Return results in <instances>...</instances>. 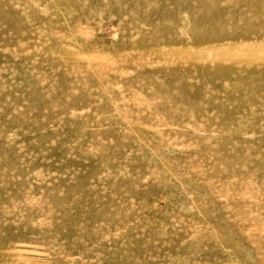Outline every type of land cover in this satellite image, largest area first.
<instances>
[{
	"label": "rangeland",
	"instance_id": "obj_1",
	"mask_svg": "<svg viewBox=\"0 0 264 264\" xmlns=\"http://www.w3.org/2000/svg\"><path fill=\"white\" fill-rule=\"evenodd\" d=\"M0 264H264V0H0Z\"/></svg>",
	"mask_w": 264,
	"mask_h": 264
}]
</instances>
